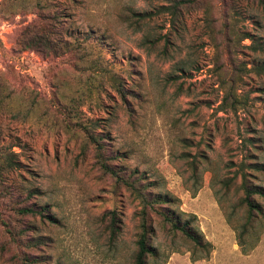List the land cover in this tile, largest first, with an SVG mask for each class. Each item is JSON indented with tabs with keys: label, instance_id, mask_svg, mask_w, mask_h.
<instances>
[{
	"label": "rangeland",
	"instance_id": "obj_1",
	"mask_svg": "<svg viewBox=\"0 0 264 264\" xmlns=\"http://www.w3.org/2000/svg\"><path fill=\"white\" fill-rule=\"evenodd\" d=\"M171 2L0 0V264H133L141 204L90 135L210 244L193 259L152 215L149 264H264L263 216L238 243L242 171L264 185V50L244 38L264 41V0H185L177 21Z\"/></svg>",
	"mask_w": 264,
	"mask_h": 264
},
{
	"label": "trees",
	"instance_id": "obj_2",
	"mask_svg": "<svg viewBox=\"0 0 264 264\" xmlns=\"http://www.w3.org/2000/svg\"><path fill=\"white\" fill-rule=\"evenodd\" d=\"M262 2V0H261ZM185 3V0H172L169 5H166L164 9L170 13L173 21H177L181 12V6ZM263 3V2H262ZM264 11V8H263ZM138 16V14H133ZM244 38H250L252 43L255 44L254 49L264 50V41H255L249 34H246ZM258 73L264 74V63L259 64L257 68ZM230 98L236 100L235 97L230 94H226ZM225 101V100H224ZM89 138L93 143L97 145V160L101 169L104 172H107L116 178V181H122L126 188L134 193L137 199L141 204V208L139 211V232L136 239V251L133 256V264H149V260H156L159 256L157 249L150 242V238L152 236V225L150 221V216L156 215L159 216L163 222L172 229V231L179 232L185 239L192 243L193 251L192 254L193 259H198V254H203V256H207L209 253L210 244L203 238L202 232L193 225V221L189 218H183L180 213H176L171 207H168L166 204L167 199L164 197H159L157 195L153 196L148 188L145 185H141L136 187L134 181L130 182L129 180H124L117 171H115L110 164L108 163L107 157L102 153L100 146H98V142L94 139L93 135H90ZM9 162V159H7ZM10 163V162H9ZM256 169L264 170V166L255 165L253 166ZM242 181L241 186L244 191V196L240 200L241 205L245 206V222L242 226L243 234H238V243L242 248V251L245 253L248 250L252 249L253 245H249L246 247L244 244V237L246 235L249 228L252 226L253 222L258 215L264 217V206L258 202L255 196H260L264 198V185H255L250 183L247 180L246 172L242 171ZM120 180V181H119ZM20 213H35L30 207H21L18 209ZM108 217L107 230H108V238L110 242H114L119 233V226L117 224V215L115 211H109L104 214V217ZM194 218V215H192ZM227 220L229 221V217L227 216ZM31 259L29 257L22 258L23 264H30Z\"/></svg>",
	"mask_w": 264,
	"mask_h": 264
}]
</instances>
